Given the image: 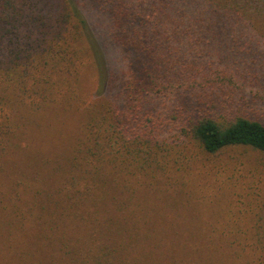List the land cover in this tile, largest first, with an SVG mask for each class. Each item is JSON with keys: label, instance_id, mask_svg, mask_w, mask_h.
<instances>
[{"label": "trees", "instance_id": "1", "mask_svg": "<svg viewBox=\"0 0 264 264\" xmlns=\"http://www.w3.org/2000/svg\"><path fill=\"white\" fill-rule=\"evenodd\" d=\"M92 9L106 16L110 45L122 56L117 85V76L106 78ZM262 41L264 0H0V153L16 112L60 101L85 113L78 166L86 176L66 187L76 196L90 195L120 166L159 168L168 141L182 137L208 155L233 146L264 155L257 96L243 94V83L254 86L262 75L249 70ZM91 55L99 90L108 83L117 91L83 106L72 84Z\"/></svg>", "mask_w": 264, "mask_h": 264}, {"label": "rangeland", "instance_id": "2", "mask_svg": "<svg viewBox=\"0 0 264 264\" xmlns=\"http://www.w3.org/2000/svg\"><path fill=\"white\" fill-rule=\"evenodd\" d=\"M88 19L106 78L117 76L124 63L110 45L106 16L92 9ZM257 50L260 60L248 69L262 75L254 86L243 83V94L257 96L264 120V41ZM89 57L72 84L83 106L117 91L108 83L99 90V68ZM12 122L10 146L0 153V264H168V252L169 264H264L261 153L233 146L208 155L182 137L168 141L159 168L120 166L97 180L94 193L76 196L66 187L86 176L78 166L83 110L57 101L18 111Z\"/></svg>", "mask_w": 264, "mask_h": 264}]
</instances>
